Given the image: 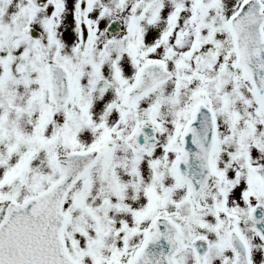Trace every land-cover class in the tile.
<instances>
[{
    "label": "snow or ice",
    "instance_id": "obj_1",
    "mask_svg": "<svg viewBox=\"0 0 264 264\" xmlns=\"http://www.w3.org/2000/svg\"><path fill=\"white\" fill-rule=\"evenodd\" d=\"M0 264H264V0H0Z\"/></svg>",
    "mask_w": 264,
    "mask_h": 264
}]
</instances>
